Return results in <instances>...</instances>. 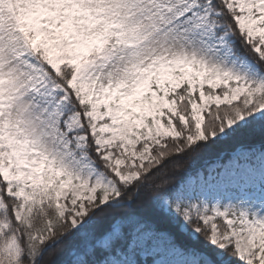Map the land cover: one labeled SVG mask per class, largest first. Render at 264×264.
<instances>
[{
	"label": "snow or ice",
	"instance_id": "6c2138e0",
	"mask_svg": "<svg viewBox=\"0 0 264 264\" xmlns=\"http://www.w3.org/2000/svg\"><path fill=\"white\" fill-rule=\"evenodd\" d=\"M0 264H264V0H0Z\"/></svg>",
	"mask_w": 264,
	"mask_h": 264
},
{
	"label": "trees",
	"instance_id": "16d2710c",
	"mask_svg": "<svg viewBox=\"0 0 264 264\" xmlns=\"http://www.w3.org/2000/svg\"><path fill=\"white\" fill-rule=\"evenodd\" d=\"M236 141H223L210 146H201L195 153H191L187 158H180L183 171L186 173H194L198 168L210 163L214 159L220 157L221 154L230 152L235 146ZM60 248L52 249L45 257L46 262L59 261Z\"/></svg>",
	"mask_w": 264,
	"mask_h": 264
},
{
	"label": "rangeland",
	"instance_id": "374dc122",
	"mask_svg": "<svg viewBox=\"0 0 264 264\" xmlns=\"http://www.w3.org/2000/svg\"><path fill=\"white\" fill-rule=\"evenodd\" d=\"M216 161H217V159H214V160L211 161L210 163H206L204 166L198 168V170L203 169V168H206V167H208L209 165L213 164V163L216 162ZM196 171H197V170H196ZM196 171H195V172H196Z\"/></svg>",
	"mask_w": 264,
	"mask_h": 264
}]
</instances>
